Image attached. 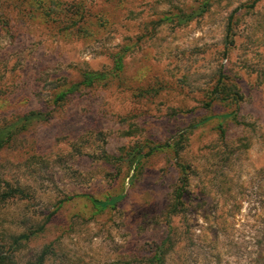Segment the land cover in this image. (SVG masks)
<instances>
[{
  "label": "rangeland",
  "instance_id": "rangeland-1",
  "mask_svg": "<svg viewBox=\"0 0 264 264\" xmlns=\"http://www.w3.org/2000/svg\"><path fill=\"white\" fill-rule=\"evenodd\" d=\"M166 238L161 264H264V0H0V264Z\"/></svg>",
  "mask_w": 264,
  "mask_h": 264
},
{
  "label": "trees",
  "instance_id": "trees-1",
  "mask_svg": "<svg viewBox=\"0 0 264 264\" xmlns=\"http://www.w3.org/2000/svg\"><path fill=\"white\" fill-rule=\"evenodd\" d=\"M119 63H121L120 62V59L118 60L117 64L119 65ZM101 76H103L101 73H87L85 75L84 82L87 83V84L88 83L90 84L91 82L94 81L95 78L101 77ZM221 82H222V79L220 77L219 80H218V82H217V85H216V87L214 89L215 90L214 92L218 93L220 91V89H221L220 88ZM76 86L75 87H72L70 89L73 90L74 88H76ZM66 93L67 92L61 93L59 95V97H63L64 95H66ZM234 99H235L236 102H238L239 97L238 96H235ZM34 118L44 119L45 118V115L42 114V113H40V112L32 111L29 114L25 115V117H23V119H26V120H31V119H34ZM175 152L177 153V148L175 149ZM180 168H181V170H182L183 173L186 171V166L185 165L180 164ZM185 185H186V181L183 178L182 181H181V184L178 185L177 188H176V190H175V198H174V203L172 205V209L171 210H174L175 211L177 209V206L182 203ZM121 197L122 196H118L116 198H109V199H107L105 201H100V205L102 207H106L108 205H110V206L112 205L113 206V205L116 204V202L119 199H121ZM26 237H28V235H24L23 234V235H20L18 238H26ZM167 242H168V238H166V239L163 240V242L160 245V253L158 252L155 255L156 260H158V264H161L162 263L161 262V260H162L161 253L164 252L163 251V248L165 247V245H166ZM47 252H48L47 249L42 252V254L40 255V259H39L40 261H43L44 256H45V254ZM159 256H160V258H159ZM159 260H160V263H159Z\"/></svg>",
  "mask_w": 264,
  "mask_h": 264
}]
</instances>
